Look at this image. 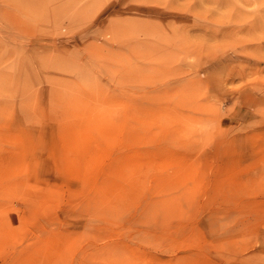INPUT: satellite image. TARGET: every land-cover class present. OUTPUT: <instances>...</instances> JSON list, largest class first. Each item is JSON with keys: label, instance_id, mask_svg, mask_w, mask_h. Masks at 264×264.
<instances>
[{"label": "rangeland", "instance_id": "obj_1", "mask_svg": "<svg viewBox=\"0 0 264 264\" xmlns=\"http://www.w3.org/2000/svg\"><path fill=\"white\" fill-rule=\"evenodd\" d=\"M0 264H264V0H0Z\"/></svg>", "mask_w": 264, "mask_h": 264}, {"label": "bare ground", "instance_id": "obj_2", "mask_svg": "<svg viewBox=\"0 0 264 264\" xmlns=\"http://www.w3.org/2000/svg\"><path fill=\"white\" fill-rule=\"evenodd\" d=\"M38 23V22H37Z\"/></svg>", "mask_w": 264, "mask_h": 264}]
</instances>
